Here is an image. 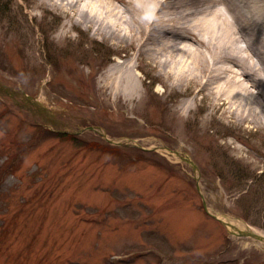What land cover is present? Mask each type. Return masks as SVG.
<instances>
[{"label": "rangeland", "instance_id": "obj_1", "mask_svg": "<svg viewBox=\"0 0 264 264\" xmlns=\"http://www.w3.org/2000/svg\"><path fill=\"white\" fill-rule=\"evenodd\" d=\"M59 3L0 0V264H264L205 208L264 234V117L181 52L64 33Z\"/></svg>", "mask_w": 264, "mask_h": 264}, {"label": "bare ground", "instance_id": "obj_2", "mask_svg": "<svg viewBox=\"0 0 264 264\" xmlns=\"http://www.w3.org/2000/svg\"><path fill=\"white\" fill-rule=\"evenodd\" d=\"M263 1L60 0L59 6L70 9L64 33L85 23L120 41L141 39L138 51L145 50L148 40L154 45L149 48L152 54H185L200 76L213 72L214 79H223L228 85L225 90L241 97L245 117L257 120L264 117ZM134 67H128L121 78L132 91L139 86ZM245 93H251L248 99L243 98ZM224 219L250 229L240 220Z\"/></svg>", "mask_w": 264, "mask_h": 264}, {"label": "water", "instance_id": "obj_3", "mask_svg": "<svg viewBox=\"0 0 264 264\" xmlns=\"http://www.w3.org/2000/svg\"><path fill=\"white\" fill-rule=\"evenodd\" d=\"M12 92H14V89H12L11 87H8L7 85L5 84H2L0 83V93H7V94H12ZM191 162H193L192 160H190ZM195 167H197L196 165H194ZM241 234H247V235H253V236H256L258 238H263V236L259 235V234H256L252 231H241L239 230Z\"/></svg>", "mask_w": 264, "mask_h": 264}, {"label": "trees", "instance_id": "obj_4", "mask_svg": "<svg viewBox=\"0 0 264 264\" xmlns=\"http://www.w3.org/2000/svg\"><path fill=\"white\" fill-rule=\"evenodd\" d=\"M67 136H71L70 134H67Z\"/></svg>", "mask_w": 264, "mask_h": 264}]
</instances>
